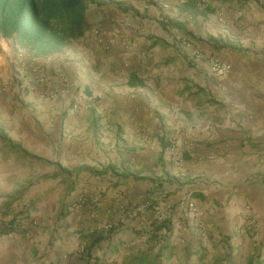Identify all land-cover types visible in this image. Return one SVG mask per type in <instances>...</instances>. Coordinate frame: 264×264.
<instances>
[{"label": "crops", "instance_id": "1", "mask_svg": "<svg viewBox=\"0 0 264 264\" xmlns=\"http://www.w3.org/2000/svg\"><path fill=\"white\" fill-rule=\"evenodd\" d=\"M87 14L86 36L47 57L0 39V228L19 223L0 264H190L212 242L264 259V0H102ZM213 59L232 71L215 77ZM57 75L93 106L64 125L73 88ZM155 211L174 231L161 243ZM93 234L105 240L86 263Z\"/></svg>", "mask_w": 264, "mask_h": 264}, {"label": "trees", "instance_id": "2", "mask_svg": "<svg viewBox=\"0 0 264 264\" xmlns=\"http://www.w3.org/2000/svg\"><path fill=\"white\" fill-rule=\"evenodd\" d=\"M94 4V0H0V39L11 40L36 57L53 55L86 36L90 30L87 12ZM130 84H142V80L132 76ZM10 207V204L6 206L4 212ZM150 225L153 242L161 243L164 236L172 237L173 226L169 220H152ZM18 227L17 219H13L0 228V236L11 234ZM104 240L99 234L91 236L84 253L86 263L92 250ZM227 259L230 264H238L230 257ZM246 264H264V259L256 255Z\"/></svg>", "mask_w": 264, "mask_h": 264}, {"label": "rangeland", "instance_id": "3", "mask_svg": "<svg viewBox=\"0 0 264 264\" xmlns=\"http://www.w3.org/2000/svg\"><path fill=\"white\" fill-rule=\"evenodd\" d=\"M95 1V4H99L102 0H94ZM93 6V5H92ZM91 8V6H90ZM89 8V9H90ZM89 15H91V12L89 11ZM77 43H71L69 46H67V48L65 50H69L71 47H74ZM9 86H7L8 88ZM69 87V86H68ZM70 88V87H69ZM73 88V97L72 98L70 95H69V99H68V104L67 105H63L62 107V116H61V120L63 122V125L65 124V121H66V117L68 116V114L66 113L67 110H70V111H75L76 109H81L86 107L88 110H90L91 108H93L92 104L91 103H87V104H81L80 106H78L77 108V103L79 101L80 98L84 99L83 101H86L89 97V94L86 93L85 90L81 89L79 86L75 85L72 87ZM71 89V88H70ZM66 91H69V90H66ZM74 122H75V126L77 127L78 126V116H74L73 118ZM61 138L62 139H67V140H73L74 138L76 139L77 138V135H74L72 133H66L65 136H63V134L61 135ZM78 153V152H77ZM57 154V153H56ZM92 156L94 155V150L91 151L90 153ZM85 155V153H84ZM153 174H155L156 172L158 174L162 173V171L160 170V166L157 165V166H154L153 167ZM81 170L80 168H76L75 170L71 171L70 174L72 175H78L80 174ZM155 177H157V179L159 180V177L158 175H156ZM171 182V180H170ZM173 182V181H172ZM82 184L84 185H94L93 183L90 182V180H87L85 181V179H83V181H81ZM75 184L78 185V180L77 181H74L72 182V186H75ZM89 200H86L84 197L82 198H79L77 200V203H82V202H87ZM153 203V204H151ZM156 201H153L151 198L149 199V204H150V208H152L153 210L155 209L154 207H156ZM151 209V210H152ZM201 230V228H199ZM179 231V234H178V237H179V240L181 237V233H183V231L180 229L178 230ZM174 232V231H173ZM199 236L200 239H205V241L207 242H212L214 241V235H212V232L210 231H207V234L205 236H203V233L199 232ZM221 238H225L224 236H222L221 234L219 235ZM255 237V236H254ZM250 240H252L251 236H249ZM215 241H218V239H216ZM180 242V241H179ZM181 243V242H180ZM214 247L211 248L210 250H208V248H205L207 249L208 251L207 252H204L202 254H198L196 256H190L189 258V263L190 264H230V261L229 259H227L228 257H230L231 261L232 262H236L238 264H246V260H240V259H237V256L235 255H232V253H228L227 250H225L224 248H220V245H216V243L218 242H212ZM183 246L187 244V242L185 241L184 243H181ZM251 244L253 245V242H251ZM216 245V246H215ZM258 251H260V247L258 246ZM227 260V261H226Z\"/></svg>", "mask_w": 264, "mask_h": 264}, {"label": "built area", "instance_id": "4", "mask_svg": "<svg viewBox=\"0 0 264 264\" xmlns=\"http://www.w3.org/2000/svg\"><path fill=\"white\" fill-rule=\"evenodd\" d=\"M211 73L218 78H223L227 76L231 71H232V66L230 64L224 63L219 59H213L211 61ZM58 76V75H57ZM25 76H23V73L17 72V76H15L16 81L23 82ZM59 79L62 81V83L65 86L73 87L69 80L65 76H58ZM50 81L49 77L46 74H41L37 77V84L40 85H45ZM24 84V82H23ZM79 105V102L77 103ZM188 211L195 217V218H203L204 217V212L199 208V206L194 202L190 201L187 205ZM248 223L249 226L251 227L252 234L257 237L259 233V225L256 219L251 216V214H248ZM164 219H166L165 215L160 213L159 211H155L152 216V220L161 222ZM180 242L184 243L185 240L183 238H180ZM86 251V246L82 245L80 246L78 250L79 255H83Z\"/></svg>", "mask_w": 264, "mask_h": 264}]
</instances>
